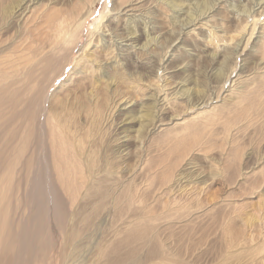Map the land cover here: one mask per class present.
Wrapping results in <instances>:
<instances>
[{"label": "rangeland", "instance_id": "obj_1", "mask_svg": "<svg viewBox=\"0 0 264 264\" xmlns=\"http://www.w3.org/2000/svg\"><path fill=\"white\" fill-rule=\"evenodd\" d=\"M26 1L0 0V264H264V0Z\"/></svg>", "mask_w": 264, "mask_h": 264}, {"label": "bare ground", "instance_id": "obj_2", "mask_svg": "<svg viewBox=\"0 0 264 264\" xmlns=\"http://www.w3.org/2000/svg\"><path fill=\"white\" fill-rule=\"evenodd\" d=\"M21 1V0H20ZM26 1V0H25ZM33 1V0H32ZM243 1V0H242ZM245 1V0H244ZM30 3L31 2V0H27L26 1V3L25 4H27V3ZM180 2V1H179ZM21 3V2H20ZM22 3H23V1H22ZM29 3H28V5H26L25 7H20V9H18L19 11H20V13H19V15H21V14H26L27 13V11H25V10H28L27 9V7L29 6ZM33 3V2H32ZM175 3H177V2H175ZM234 3H235V1H234ZM19 5V4H18ZM22 5V4H21ZM180 5H182V4H180ZM17 6V5H16ZM235 7V6H234ZM237 7V6H236ZM16 8V7H15ZM16 10V9H15ZM208 10V9H207ZM127 12H129V11H127ZM135 12V11H134ZM44 13V12H43ZM87 14V13H86ZM89 14L90 13H88V15L85 17V18H83V20H82V22H81V24H79V25H75V26H73L72 28L70 27V28H68L70 25L69 24H66L67 23V20H63V21H61V22H59L57 25H58V28H56L55 29V34H54V39L55 40H60V41H62V42H64V43H66V41L68 40V42H69V44H73L74 43V40L76 39L77 40V38L79 37V36H77V35H73L72 36V34H71V31L74 29L75 30V28L77 29L79 26H81L82 24H84V20H86V18L89 16ZM134 14H136V13H134ZM41 16V15H40ZM39 15H38V17H40ZM43 16V15H42ZM47 16V15H46ZM21 17V16H20ZM36 19H38L37 18V16L35 17ZM41 19H43V18H40V21L39 22H35L34 21V23H36L35 25H33V27L34 28H39L40 26H39V24H41L40 22H45L46 20H42L41 21ZM196 20V19H195ZM194 19H192L191 20V22H189V23H192V21H195ZM98 21L100 22L101 21V19L99 18L98 19ZM97 21V22H98ZM99 22H98V24H99ZM32 24H33V22H32ZM97 24V25H98ZM188 24V23H187ZM42 25H43V23H42ZM41 25V26H42ZM104 28H108L109 29V27L108 26H104L102 29H98V31H100V30H102V31H105V30H103ZM34 30V29H33ZM39 30V29H38ZM32 31V30H31ZM101 31V32H102ZM103 33V32H102ZM109 33V32H108ZM96 35H98V34H96ZM106 35H107V33H106ZM126 35V34H125ZM132 35H133V33L132 32H128V34L126 35V36H128L127 37V40L125 39V43H127V45H125V46H128V47H134L133 49H135L136 47V45L134 46L133 44H135V41H134V39H132L133 37H132ZM109 37V36H108ZM115 37V36H114ZM132 37V38H131ZM96 38V37H95ZM103 38V37H102ZM135 38V37H134ZM98 39V42H100L102 39H101V35H100V33H99V37L97 38ZM119 39V38H118ZM111 40V39H110ZM129 42V43H128ZM104 46V44H102V46L101 47H103ZM114 46V44H112L111 45V47H113ZM114 48V47H113ZM119 48V47H118ZM131 49V48H130ZM120 50V49H119ZM122 50V49H121ZM126 50V49H125ZM123 53V52H122ZM135 56V55H134ZM29 59V58H28ZM130 59V58H129ZM136 59V58H135ZM78 63V62H77ZM76 63V64H77ZM135 65V64H134ZM116 66V65H115ZM129 69V68H128ZM119 71H120V69H119ZM127 71V70H126ZM117 73V72H116ZM118 74V73H117ZM145 74H146V72H145ZM121 75H122V73H121ZM123 76V75H122ZM142 76V75H141ZM230 77L232 76V75H229ZM130 77V76H129ZM235 76H233L232 78H234ZM119 78V80H121L122 78H120V77H118ZM124 79V78H123ZM230 79V78H229ZM111 80H112V78H111ZM116 80V79H115ZM139 80V79H138ZM118 81V80H117ZM128 81H130V80H128ZM120 82V81H119ZM121 82H122V80H121ZM127 82V81H126ZM97 83V80L96 81H94V84H96ZM114 83V82H113ZM90 84V83H89ZM93 84V85H94ZM112 84V83H111ZM110 83L107 85V84H105L106 86H107V88H109L110 87V85H111ZM122 84H123V82H122ZM127 84V83H126ZM124 85H125V83H124ZM126 86V85H125ZM96 87H98V86H96ZM164 88V87H163ZM94 89V88H93ZM100 89V88H99ZM85 90V89H84ZM97 90H98V88H96V91H95V93H96V95H98V93H97ZM86 91H88V90H86ZM94 91V90H93ZM92 91V92H93ZM117 91V90H116ZM160 91V90H159ZM162 91V90H161ZM104 93H105V91H103ZM90 93V95L92 94L91 93V91L89 92ZM150 96H152V95H150ZM153 97V96H152ZM151 97V98H152ZM155 97V96H154ZM163 98H162V100H165L166 99V93H163V96H162ZM94 98V97H93ZM82 99H83V97H82ZM68 100V99H67ZM80 100V99H79ZM113 100V99H112ZM152 100V99H151ZM169 101V100H168ZM68 102V101H67ZM82 102V101H81ZM80 102V103H81ZM164 102V101H163ZM205 102V101H204ZM60 103V102H59ZM130 103V102H129ZM152 103V102H151ZM154 103V102H153ZM197 103V102H196ZM195 103V104H196ZM63 104V103H62ZM207 104V103H206ZM205 104V105H206ZM60 105V104H59ZM152 105V104H151ZM55 107L57 106V105H54ZM61 106V105H60ZM65 106V105H64ZM130 106V105H129ZM203 106V105H202ZM54 107V108H55ZM63 107V106H62ZM77 107H79V106H77ZM197 106H195V108H196ZM65 108V107H64ZM158 108V107H157ZM51 109V108H50ZM49 109V110H50ZM126 109V108H125ZM144 110V109H143ZM154 110V109H153ZM51 111V110H50ZM54 111V110H53ZM58 113V111H54V112H52L51 111V117L53 118V119H55V121H56V124H55V128L56 129H60L61 130V128H62V125H60L59 123L61 122H59L58 120H61V119H58L57 117H59V115L57 114ZM83 111H81V113H82ZM146 112V111H145ZM155 112V111H154ZM159 112V111H158ZM131 113V112H130ZM77 114V113H76ZM127 114V113H126ZM67 116H68V114H67ZM70 116V115H69ZM84 116V115H83ZM126 116V115H125ZM62 117V116H61ZM90 117V116H89ZM92 117V116H91ZM95 117V116H94ZM127 118H128V116H126ZM129 117H131V115H129ZM125 119V118H124ZM129 119V118H128ZM71 121V120H70ZM127 121V120H126ZM59 122V123H58ZM68 122V121H67ZM123 122V121H122ZM71 123V122H70ZM124 123H126V122H124ZM61 124H64V123H61ZM68 125V124H67ZM66 125V126H67ZM122 125V124H121ZM125 125V124H124ZM72 126V125H71ZM74 127V126H73ZM119 127V126H118ZM72 128V127H71ZM46 130V129H45ZM73 130V128L72 129H70V132ZM68 131V130H67ZM64 132H66V131H64ZM70 132H69V134H70ZM77 132V131H76ZM72 133V132H71ZM65 134V133H64ZM68 134V133H67ZM67 134H66V136H67ZM75 134L73 133V136H74ZM116 136V135H115ZM69 137H70V135H69ZM68 137V138H69ZM76 137H77V135H76ZM119 137V136H118ZM117 138V137H116ZM29 139V138H28ZM74 139V138H73ZM121 139V138H120ZM39 140H41V139H39ZM67 140V139H66ZM72 140V139H71ZM75 140V139H74ZM51 142V141H50ZM71 142H73V141H71ZM76 145V144H75ZM79 145V144H78ZM81 145V144H80ZM49 147V146H48ZM36 148V147H35ZM45 149V148H44ZM37 150H38V148H37ZM46 150V149H45ZM81 150V149H80ZM35 151L36 150H34V153H35ZM47 152V151H46ZM33 154V153H32ZM36 154V153H35ZM39 154V153H38ZM42 154V153H41ZM81 154V153H80ZM30 155V154H29ZM56 155V154H55ZM47 156V155H46ZM59 157V156H58ZM88 157V156H87ZM27 158V157H26ZM40 159L42 158V157H39ZM39 158H37V159H39ZM27 160H28V158H27ZM30 160H32V157H30L29 158V161ZM33 160H35L34 158H33ZM46 160H48V159H46ZM36 161V160H35ZM56 161H57V159H56ZM59 161V160H58ZM27 162V161H26ZM41 162V161H40ZM39 162V163H40ZM28 163H33V162H28ZM28 163L27 164H24V166H28ZM45 163V162H44ZM30 164V165H31ZM35 164V163H34ZM43 164V163H42ZM50 164V163H49ZM59 164H60V162H59ZM64 164V163H63ZM33 165V164H32ZM40 165V164H39ZM51 165V164H50ZM34 166V165H33ZM31 167V166H30ZM41 167V166H40ZM48 167V166H47ZM50 167V166H49ZM48 167V168H49ZM53 167V166H52ZM28 168V167H27ZM33 168V167H32ZM32 168H30V170L32 169ZM34 168H36V167H34ZM43 168V167H42ZM42 168H40V169H42ZM61 168V167H60ZM62 168H64V167H62ZM61 168V169H62ZM39 169V170H40ZM58 169H59V167H58ZM27 170H29V169H27ZM35 171V170H34ZM41 171V170H40ZM40 171L38 172V173H40ZM42 171H45L44 169L42 170ZM49 171H50V169H49ZM36 172H37V170H36ZM52 172V171H51ZM28 173H29V171H28ZM27 174V173H26ZM42 174L43 173H41L40 175H41V177H43L42 176ZM27 176V175H26ZM25 176V177H26ZM33 176V175H32ZM54 176V175H53ZM33 177H35V176H33ZM26 178H28V177H26ZM42 179V178H41ZM52 180V179H51ZM54 180V179H53ZM30 181V180H29ZM36 181V180H35ZM66 182V181H65ZM43 183V182H42ZM41 183V185H43ZM47 184V183H46Z\"/></svg>", "mask_w": 264, "mask_h": 264}]
</instances>
